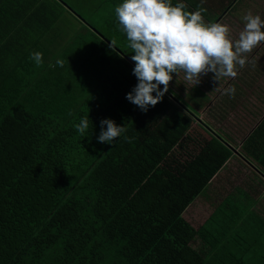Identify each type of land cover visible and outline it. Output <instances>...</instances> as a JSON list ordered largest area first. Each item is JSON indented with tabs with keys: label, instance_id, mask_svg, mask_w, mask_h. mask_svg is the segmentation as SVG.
<instances>
[{
	"label": "trees",
	"instance_id": "1",
	"mask_svg": "<svg viewBox=\"0 0 264 264\" xmlns=\"http://www.w3.org/2000/svg\"><path fill=\"white\" fill-rule=\"evenodd\" d=\"M232 1L171 3L202 6L207 23ZM120 3L0 0V264H249L234 254L213 261L219 233L207 224L218 210L197 228L183 213L232 155L264 174V117L240 147L204 124L203 85L227 80L211 73L192 87L195 98L168 87L146 112L127 100L138 81ZM68 15L83 26L69 32ZM245 55L237 72L255 61ZM85 116L82 136L74 125ZM105 118L126 128L111 144L97 140Z\"/></svg>",
	"mask_w": 264,
	"mask_h": 264
},
{
	"label": "clouds",
	"instance_id": "2",
	"mask_svg": "<svg viewBox=\"0 0 264 264\" xmlns=\"http://www.w3.org/2000/svg\"><path fill=\"white\" fill-rule=\"evenodd\" d=\"M186 9L185 3L173 6L171 0H122L115 7L121 31L134 53L132 72L138 81L126 99L142 111L162 100L173 79L172 73L182 70L193 85L209 72L218 82L223 77L235 78L237 66L243 68L248 60L245 54L264 41V19L259 14L249 11L243 15L244 27L233 40L228 25L204 21L202 13L207 9L202 6L195 11ZM114 43L111 41V45ZM30 59L37 67L43 64L39 51L30 53ZM56 63L62 67L64 62L58 59ZM224 94L234 96L235 87L224 89ZM100 124L97 140L101 143L111 144L126 131L109 118L102 119ZM74 127L85 136L89 117L81 118Z\"/></svg>",
	"mask_w": 264,
	"mask_h": 264
},
{
	"label": "crops",
	"instance_id": "3",
	"mask_svg": "<svg viewBox=\"0 0 264 264\" xmlns=\"http://www.w3.org/2000/svg\"><path fill=\"white\" fill-rule=\"evenodd\" d=\"M235 2H238V0L231 3V9ZM227 3L228 0H217L210 6L218 5L221 8L222 5L226 6ZM225 10H228V8ZM233 10L234 14L230 16L226 15V12L217 16L218 22L225 21L224 19L228 16L229 19L234 20V23L244 26L242 16L249 11L254 15L259 14L261 18L264 19V0H242L240 5H237V8ZM214 12L215 10H212V13ZM238 34L234 40L238 38ZM252 54L254 60L256 61V59H259L262 65L256 66L255 61L250 62V65L246 66L244 70L239 71L237 76L232 80H229L227 77V80L223 81V83H214L213 86L217 87V89L213 88L212 84L205 83L203 87L206 92L209 93L210 99H206L203 102L200 101L199 104L203 106L199 107L198 110L199 118L204 124L211 127L217 134L222 136V138L227 141L229 140L233 145H238L239 147L244 138L264 117V81L262 82L257 79V77H260V71L264 69V41L253 49ZM243 71L246 72V74H244ZM205 76H209V73ZM204 82L203 79L202 83ZM262 83L263 85H261ZM230 86L235 87L234 96L224 94V89ZM212 88L214 90H212ZM239 147L236 148L239 149ZM226 169H228L230 173L226 175L222 174ZM204 194H206L210 200V205L205 204L208 212L205 211L206 209H203V211L206 212V217L198 221L200 218L199 216L197 218L196 215H199L200 211L192 208L188 212L189 219H186L187 221L193 226L194 223L198 221L199 224L197 227H200L202 224L206 223L216 210H219L222 206L226 207L228 205L226 201L230 200L231 207L234 208L232 209L234 211L232 215L239 217L240 213H244L240 212V210L247 208L245 211L247 212V219L238 218L235 223L236 226L242 223H248L252 225L251 227H256L255 231H257L258 234L251 240L254 244L253 247L256 248L253 253L255 251L257 252L258 249L256 242H254L256 240L262 241L263 243L258 246L264 248V174L258 172L247 158H242L239 155H232L224 166L212 177L204 190ZM241 204H243L245 208H242ZM191 206L192 205L189 207ZM189 207H187V209H189ZM253 215L256 216V218H252ZM194 227L197 228L196 226ZM216 229L222 232L226 230V226H217ZM208 230L211 232L212 228H208ZM222 236L226 237V234L219 233L218 238L223 240ZM237 238L240 237L238 236ZM196 243L195 246L203 251L206 259H210L212 256V249L210 246L201 238H199ZM227 248H230V246L227 245ZM245 252L248 253L249 251L246 248L240 252L219 248L218 251H215L216 256L213 261L224 263V260L227 259H220L231 256L232 254H234L235 257L244 258ZM263 256L264 252L258 255L260 259ZM243 261L247 262L245 259ZM259 262L264 263V260L261 259Z\"/></svg>",
	"mask_w": 264,
	"mask_h": 264
},
{
	"label": "rangeland",
	"instance_id": "4",
	"mask_svg": "<svg viewBox=\"0 0 264 264\" xmlns=\"http://www.w3.org/2000/svg\"><path fill=\"white\" fill-rule=\"evenodd\" d=\"M206 1V0H203ZM232 0H229V2H231ZM208 4L211 5L213 3L212 0H207ZM233 2V1H232ZM242 2V0H238V2H235L232 9L228 8L225 14L226 15H232L234 14V10L237 8V5H240V3ZM227 3V4H228ZM222 9L225 7V5L221 6ZM206 14V13H205ZM223 13L221 12L220 15H222ZM210 14H207V16ZM219 14H214L213 16H211V19L214 17V22H218V17L220 16ZM85 18H87V16H85ZM68 19L67 21L62 22L65 23V25L69 26V32H73L76 31L77 29L81 28L83 26V21L78 20L76 17H73L71 15H68ZM208 20V18H207ZM225 21H219L220 23L226 24L229 26L230 32H229V36L230 38H232L234 40V38L237 36L238 32L240 31V29H243V25L242 24H238V23H234V20L229 19L228 16H226V19H224ZM212 22V21H210ZM256 66H260L262 65V62H260L259 59H256ZM211 72H209L210 74ZM238 73V72H237ZM257 73V72H256ZM212 75H214L213 73H211ZM205 77V75H203L200 79L201 82H203V78ZM257 79L259 81H264V69H262L260 71V77H257ZM197 85V84H196ZM192 83H190L189 81H187L185 79V73L182 70H178L177 74L175 73L173 76V79L169 82V88L171 90L174 89V92L184 98V99H189L191 96H194V91L192 89L193 86ZM263 85V83L261 84ZM187 93V94H186ZM186 95V96H185ZM195 98V96H194ZM182 101H184L182 98H180ZM230 172L228 171V169L224 170L222 172V174L226 175L229 174ZM209 198L207 197L206 194H204V192L202 191L193 201L190 205H192L191 207H189V209H186V211L183 214V217L185 219H189V214L188 212L190 211V209H196L200 211V214L196 215V217L198 218L199 216V220H202L204 217H206L205 215V211L208 212V210L206 209V205H210L209 202ZM226 203H228V205L226 207L222 206V208H219V210L217 211V213L209 220L207 226L208 228H212V233H224L226 234L225 236H222V239L217 238L218 244L216 245V251L219 250V248H223L225 250H230L233 252H240L242 250H244L245 248L249 251L248 253L245 252V256L244 259L247 260V262L249 264H264L261 263L259 261L264 260V256L260 259L258 257V255H260L261 253L264 252V248L258 246L259 244L263 243L262 241L256 240L254 242H256V246H257V252L255 251L253 253V251L256 249L253 244V242L251 241L253 239V237L255 235L258 234L257 231H255V226L251 227V224L248 223H242L236 226V222L237 219H247V212L245 208V206L243 204H241L242 208H245L244 210H240V212H244L243 214L240 213V216L237 217L236 215H232V212H234L232 209H234L233 207H231V202L230 200H227ZM203 209L205 211H203ZM252 218H256V216H252ZM198 221H196L194 223V226H198ZM217 226H226V230L225 231H217ZM240 238H237V237ZM217 237V236H216ZM225 238V239H224ZM227 245L230 246V248H227ZM239 246V247H238ZM253 253V254H252ZM229 258V257H228Z\"/></svg>",
	"mask_w": 264,
	"mask_h": 264
}]
</instances>
